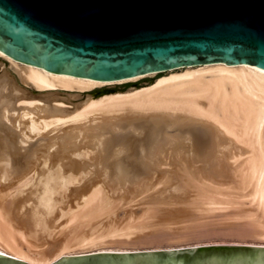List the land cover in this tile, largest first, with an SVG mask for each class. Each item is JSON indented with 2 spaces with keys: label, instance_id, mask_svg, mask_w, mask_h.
Instances as JSON below:
<instances>
[{
  "label": "bare ground",
  "instance_id": "6f19581e",
  "mask_svg": "<svg viewBox=\"0 0 264 264\" xmlns=\"http://www.w3.org/2000/svg\"><path fill=\"white\" fill-rule=\"evenodd\" d=\"M2 58L11 67H17L23 83L42 92L35 95L40 101L28 100L31 94L18 87L10 72L5 68L0 71V254L28 264H51L62 256L87 254L78 249L88 248L92 250L89 253L128 252L120 248L105 251L101 245L158 240L159 237L147 238L152 232L148 230V235L144 231L154 226L157 215L154 217L145 211L140 216L125 217L124 223L116 221L112 211L118 198L115 199L113 196L116 194L112 196L113 192L107 188L115 185L124 188L132 183H140L137 187L148 184L157 169L165 164L160 157L162 152L172 159L171 163L178 168L176 173L184 172L180 190L189 185L197 189L192 191L187 187L190 192H196H191L193 198L188 195L192 203L188 199L185 203L190 211H193L190 206L202 214L205 211L206 219L208 213L213 218L212 214L217 211L240 205L238 211L228 213L234 216H231L232 220L245 219L241 221L243 226L228 222L230 227L239 225L242 233L264 239V76H249L244 72L246 64L178 67L184 71L161 77L143 90L104 95L97 99L87 96L82 103H73L69 109L64 107L65 103H70L71 98H77L78 94L51 91V88L85 90L159 73L101 81L50 73L37 66L16 62L0 52V64ZM17 102L26 106L15 116L11 112L20 111L15 104ZM124 111L140 114L163 111L167 113L166 117L176 115L177 118L169 120L172 117L164 118L156 112L150 116L152 120L148 118L156 124L155 127L178 123L181 127L176 125V129L179 128L176 135L167 136L165 143L159 142L161 136L149 134L155 138L153 143L148 141L151 148H140L138 152L141 153L135 155L134 151L128 152L126 143L115 142L116 137L105 132L106 129H111L110 132L119 129L120 113ZM65 123L71 125L63 127ZM50 125L52 128L49 130ZM153 127L150 125L148 128L152 130ZM46 128L48 130L42 133ZM55 129V134L49 135L45 144H37L36 149H32L31 144L29 148L21 146L35 135L44 137ZM177 135L180 139H176ZM167 143H171L170 146L163 148ZM68 147L72 150L64 152L63 149ZM145 177L148 179H143ZM224 177L229 180L224 181ZM231 183L234 185L226 186ZM145 186L142 190L146 189ZM10 188L14 191L11 192ZM57 189L59 191L54 196ZM14 193L17 194L15 197ZM184 195L183 200L186 199ZM156 202L168 203L160 202V199ZM55 203H59L57 208ZM244 204L248 206L245 208ZM172 209H168L169 213ZM178 210L173 218L184 219L186 213L183 215V209ZM167 212H164V219ZM179 213L183 218L177 216ZM189 213L188 218L194 219L195 215H192L195 212ZM171 214L167 220L172 221ZM59 216L66 218L55 224ZM152 218V223L145 222ZM193 219H190L192 224H188L194 226H182L184 234L197 231L195 227L198 229L200 221ZM60 231L62 235L55 239L53 235Z\"/></svg>",
  "mask_w": 264,
  "mask_h": 264
},
{
  "label": "water",
  "instance_id": "95a60500",
  "mask_svg": "<svg viewBox=\"0 0 264 264\" xmlns=\"http://www.w3.org/2000/svg\"><path fill=\"white\" fill-rule=\"evenodd\" d=\"M0 52L101 81L219 64L264 76V0H0ZM0 264L28 263L0 254ZM51 264H264V246L96 252Z\"/></svg>",
  "mask_w": 264,
  "mask_h": 264
},
{
  "label": "rangeland",
  "instance_id": "374dc122",
  "mask_svg": "<svg viewBox=\"0 0 264 264\" xmlns=\"http://www.w3.org/2000/svg\"><path fill=\"white\" fill-rule=\"evenodd\" d=\"M1 62H2V64H0V71L2 69H4V68L7 69L10 72V74L12 75V77L14 78V80H15L16 84L18 85V87L21 88V89L22 88L26 89L31 94V96L29 98H27V99L28 100L32 99V100H35V101H38V100L40 101V99L36 98L35 95L40 94L42 91L36 90L35 88L29 87V85H26L25 83H23L21 78H20V75L17 72V67H15V66L11 67L10 63L7 60L3 59V58L1 59ZM183 71H184V68H178V69L172 70L170 72L166 71V72H163V73L154 74L153 76H142L141 78H138L137 80H129V81L120 82V83L111 84V85L95 86L93 88H89V89H85V90L61 89V88H58V87H53V88H51L52 89L51 91L71 92L72 94H78L77 98H71L70 103H65V105H64L65 108L71 109L72 106H73V103H82L86 99L87 96L88 97H92L93 99H97V98H99L101 96H104V95L107 96V95H112V94H121V93L124 94V93H128V92H134V91H137V90H143V89L153 85L157 81V79H159L161 77H165V76H168L169 74L171 75V73H176V72L182 73ZM176 82H178V81H175V83ZM18 103H20V102H17L15 104H16V106H18L17 109H19L20 111L13 110V112H11L12 115L15 114V116H16V113H19V112L21 113L23 111L22 107L26 106V105H24L22 103H20V104H18ZM156 112H157V115L161 114V116H163L164 118H169V117L171 118L172 117L169 120H173V119L177 118L176 115H172V116L170 115L169 117H166L168 115H167L166 112H165L166 113L165 114L163 111H156ZM156 112L146 111V112H143L141 114L140 113H134V112L132 113L130 111L129 112L124 111V113L121 112L120 113L121 116H120V119L118 121L119 125H120L119 129H115L112 132H110L111 129L110 130L106 129L107 131L105 130V132H106V134L107 133L110 134V135L112 134L111 136H114V138L116 137L115 142L117 141L120 144H121V142H123L124 144L126 143L125 147H128L127 148L129 150L128 152L133 153L132 151H134L133 154L138 155V154L141 153V152H138V151H140L139 150L140 148H142V149L144 148V150L145 149L148 150V149L151 148L150 145L152 146V144H149L148 141L150 143L151 142L153 143L154 142L153 140L155 139L154 137H160L161 136L159 138L160 139L159 142L165 143L166 139H167V136L170 135V137H171L173 135H176V133H177L176 130H178L181 127V124H179V123L178 124L169 125V126L168 125H161V126L158 125L159 128L161 127V130H159V128L157 126L155 127L156 124H154L153 122L150 121V119H151L150 116L153 115V114H156ZM148 118H150V119H148ZM69 125H71V123H68V125L65 123L62 126L63 127H68ZM132 125H133V127H132ZM150 125H151V127H153V126L155 127V128L154 127L152 128V130H154L155 132L152 131L151 128H148V127H150ZM176 125L177 126L179 125L178 126L179 128L176 129V127H177ZM137 126H139V127H137ZM47 128L44 131H42V133H44L48 129L50 130L52 128V125H50V127L48 129ZM137 128H139V129H137ZM156 128L158 129V131H161V132H159V134H157L158 131H157ZM148 129L150 130V132H149ZM55 131H56V129L52 131L54 133L49 132L48 135L46 134L44 137L41 136V135H35L33 138L28 139L26 144L25 143L24 144L20 143V145L23 144L21 146H23V147L26 146L24 148H29L31 146L32 149H36L35 146L37 144L38 145L39 144H45L46 143V139L48 138V136L49 135L52 136L53 134H55ZM165 131L167 133L164 134ZM93 133L96 136L99 135V134H97V132H93ZM93 133H91V134H93ZM149 134L151 136H154V137L152 138ZM152 134H154V135H152ZM41 138H44L45 140H41ZM177 138L180 139V137H178V135L176 136V139ZM127 144H128V146H127ZM170 144L171 143H167L165 146L163 145V148H168L170 146ZM161 145L162 144H160V146ZM137 147H138V149H136ZM39 148L42 149V147H39ZM64 149H63L64 152H69V150L70 151L72 150V149H70V147L64 148ZM22 151H23V149H22ZM161 151H163V149H161ZM161 154H162V156H160V157L162 158L163 161H165V164L163 163L164 165L162 164L161 167H159L157 169V172L154 174V177L152 178L153 180L150 179L151 182L149 181L148 184H145L146 186L143 185V186L146 187V189L142 190V187H143L142 185L140 187L138 186L139 187L138 188L137 184L139 185L140 183H132L133 185L129 184L130 186L128 185V186H126L124 188L120 187L118 185H115L114 187L112 186L113 188L112 187L107 188L109 190V192H111V193L113 192L112 194L110 193L112 196L116 194L115 196H113L115 199L118 198L117 200L114 201L115 202V204H114L115 207H114V210L112 211V212H114L113 213L114 216L113 215L112 216L115 218L116 221H118V222L122 221L123 222L125 217H128V216H134V217L140 216L145 211H148L154 217H156V215H157V218H154L155 219L154 226L146 228L144 231L145 232L147 231V232L146 233L143 232V233L150 235L149 234V231H150V233L151 232L152 233L147 238L156 239L157 237H159L158 240H156V241H151V240L146 241L147 239H143L141 241H136V242H131L130 240H127V241H130V242H126V243H123V244L107 243V244L101 245V247L105 248V251L114 250L116 248H120V249L125 250V251H127V250L128 251H139V250L175 249V248H183V247L203 246L204 244H206V245H244V244L261 245V244H264V239L263 238L259 239L256 236L254 237L251 233H250L251 235L249 233L248 234L247 233H242L243 229L240 228L239 225H238V227H236V226L230 227V225L234 224L233 222H235L236 224L239 223L241 226H243L241 221H243L245 219H242V220L240 219V221H239V219L238 220H236V219L232 220L233 219L232 217H234V216H232V215H231L232 217L230 216L231 213L232 214L234 213L232 211H235V210L238 211V208H241L240 205H238V206L237 205L236 206L232 205V207H229V208L225 209V211H224V209L221 210V211H217V212H215L216 216H215V213L212 214L213 218L210 217L211 214L209 216V213H208V215H206V219H205V214L206 213L204 214L205 211L203 212V214H204L203 215L200 210L196 211L197 208H195V211H194V208H192L193 206L188 205V206L191 207V209H193V211L192 210L190 211L189 210L190 208L188 207L189 208L188 209L187 208V204H185V203L188 200L190 201V204L192 203L190 199L193 198L194 195L191 194V192L193 191V189L197 190L196 187H194V186L190 187V185L189 186H183L184 189L182 190L183 191L182 192L180 190V187L182 189V181H183V179H185L184 178L185 176L182 177V175H184V172L179 169L180 171H178L177 172L178 174H177L176 170L178 168L176 169V166L173 163H171L172 159H170V157L168 158L169 155L168 154L166 155L165 152H162ZM166 162H168V165H167ZM198 164L199 163H197L196 165H198ZM170 170H171V172H170ZM179 175H181V176H179ZM143 179H148V177H145ZM224 179H225L224 181H228L229 180L227 177H224ZM158 184H161V185H158ZM178 185H179V187L177 188ZM224 185H226V184H224ZM231 185H234V183L233 184L232 183L228 184L226 186H231ZM116 187H117V189L119 188L118 190H119L120 193L118 192V190H116ZM187 187H190L192 189V191L190 192L191 189L189 188L190 189L189 190ZM185 189H187V192H184V191H186ZM10 191L12 192V191H14V189L10 188ZM58 191H59V189H57V191H55L54 194L53 193L52 194L54 196H56ZM114 191H116V192H114ZM192 193H196V192H192ZM180 194L181 195L183 194L186 199L183 200V195H182V200H181ZM16 195L17 194L14 193L13 196L15 197ZM188 195H190V196L193 195V196H191V198H190V197H188ZM127 196H128V198H127ZM157 196H158V198H157ZM179 196H180V198H179ZM122 197H125V198H122ZM114 198H112V199L114 200ZM121 199H123V201ZM128 199H129V202H128ZM157 199L158 200L160 199V202L163 201V200H164V202L168 201V203H162L161 202L162 203L161 204L159 202H156V201H158ZM70 200L71 199H69V201ZM151 201H152L153 204L151 203ZM182 201H185V202L180 203V204L177 203V202H182ZM244 201L246 202V199H244ZM149 203H151V204H149ZM155 203L156 204L158 203V204L155 206L154 205ZM58 204L59 203H57V204L55 203V205H54L55 208H57L59 206ZM247 206H248L247 204H244L245 208ZM149 207H151V208H149ZM177 208L180 211L183 209V212L181 211V213L184 215V212H185L186 213L185 216L187 218L189 217L187 215H190L189 212H191V214H193V212H195V213H197V215L195 213L192 215V216L195 215L194 219L192 217H190L187 220V218H185V216H183L184 219H182V220L179 219V218H177V219L175 218L174 219L173 217L175 216V214L178 213L177 212ZM168 209H170V210L172 209V211L174 210L173 214H171L172 211L169 213ZM187 209L189 210V212H188ZM165 210H168V212L165 211ZM150 211H152V212H150ZM57 212H58V209L55 211V214ZM164 212H167L166 219H164V216L166 214ZM218 212L220 214H218ZM228 212H230V214ZM115 213H116V217H115ZM170 214H171V217L173 218V219H171L172 221H170V219L167 220L168 219L167 217H168V215L170 216ZM198 214H199V216H198ZM221 214L222 215L225 214V215L222 216ZM226 214L228 215V217H227ZM158 215H161V216H158ZM200 215L202 217L201 221H200V218H199ZM177 216H179L180 218H183V217H181L180 213ZM197 216H198V218H197ZM195 217L197 218V220H195ZM65 218H66V216H64V217H60L59 216L56 219L55 224L61 223ZM158 218H159V220L161 219V221H159ZM220 218H222V219H220ZM229 218H230V220H229ZM107 219L108 218H106L104 220H107ZM125 219H127V218H125ZM154 219L152 218V219L146 220L145 222L147 224L148 223H152ZM190 219L191 220L193 219V221H197V222L200 221V222H198L200 224V226H197V228L200 229V230L196 229V227H195V230H197L196 232L194 231V232H192L190 234L189 233L184 234L182 226L185 227V225H186V227L188 226V228H189V226L190 227L194 226V224L193 225H189L190 222H191ZM202 219H204V220H202ZM162 220H164V221L167 220V223H166V221L163 222ZM176 220L179 222V224L177 223ZM158 221L161 222V223H159ZM169 221H170V223H169ZM186 221H187V223H186ZM201 222H203V223H201ZM228 222H230V225H229ZM174 223L176 225H174ZM231 223H233V224H231ZM191 224H192V222H191ZM203 224L204 225L206 224V226H203ZM154 227H155L156 232L158 231L157 233L154 231ZM200 227L204 228V229H201ZM157 228H159V230ZM170 229H172V233H171ZM169 231H170V234H169ZM247 232H250V231L247 230ZM52 233H53V230H52ZM61 235H62V231L57 232L55 235H53V237L56 239V238H59ZM156 235H158V236H156ZM186 235H187V237H186ZM182 237H184V238H182ZM80 250H82L81 252H86V253H89L90 251H92V250H89L88 248L87 249H78L77 251H80ZM77 253H79V252H77ZM71 255H74V254H71Z\"/></svg>",
  "mask_w": 264,
  "mask_h": 264
}]
</instances>
